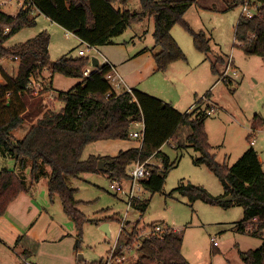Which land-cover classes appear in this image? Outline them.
<instances>
[{
  "label": "trees",
  "instance_id": "trees-1",
  "mask_svg": "<svg viewBox=\"0 0 264 264\" xmlns=\"http://www.w3.org/2000/svg\"><path fill=\"white\" fill-rule=\"evenodd\" d=\"M118 1L125 3L127 0H28L27 7L21 8L15 15L0 9V57L10 56L19 60L15 76L10 77L5 73V82L0 84L1 153L14 158L21 166L24 161H31V184L40 176L47 175L45 165L48 166V195L50 198L55 195L59 197L64 213L74 222L75 250H80L85 216L78 208L79 201L75 198L77 190L68 184V178L79 177L85 172L101 171L111 180H121L128 178L127 169L132 164L156 156L161 159L162 167L147 163L150 174L141 180V185L153 193L160 192L167 173L177 164L160 151L170 140L177 143V147L190 145L199 151L200 156L194 158V163L204 164L218 177L223 187V193L218 196L211 195L202 186L190 183H181L177 190L188 195L191 200L201 199L223 207L233 204L242 206L244 217L242 221L233 223V228L242 231L250 229L254 235H260L264 229V170L258 153L251 145L232 165L219 163L211 151L212 146L205 130L210 106H207V110L201 109V97L191 110L182 113L171 103L138 89L117 93L105 76L111 69L107 62L84 76L83 70L89 63L88 56H75L69 52L50 60L49 36L45 31L18 44H2L9 34L34 25L35 18L31 13L38 11L91 46L111 44L132 23L146 15L153 16L154 46L151 50L157 71H164L174 61L186 59L185 53L171 35V28L176 23H180L192 35L193 45L199 52L207 54L210 51L209 37L205 32H195L183 18L194 0H139L142 11L119 8L115 5ZM224 1L229 6L243 5L246 1L256 5L252 16L242 13L238 18L234 44L246 55H258L264 62V0ZM154 47L158 49L154 50ZM217 60L223 61L219 57ZM43 69H47L51 76L60 73L80 79L68 90L59 92V98L64 102V107L59 111L40 108V98L34 99L30 103L31 108H27L26 100L32 94L28 86L30 78L40 75ZM211 69L217 71L215 61H211ZM0 72L3 74L1 66ZM222 81L228 83L231 79ZM7 93L10 96L5 100ZM34 116L36 119L25 135L14 139L12 130L26 118ZM136 120H142L144 124L140 146L120 149L115 154L82 157L85 146L91 142L131 140L129 132L132 122ZM263 125L264 118L255 114L251 130L257 131ZM185 127L188 129L186 139L178 141V132ZM251 138L249 134L250 143ZM99 160L104 161L102 170L97 168ZM31 184L27 185L24 177L13 169H0V216L5 213L8 204L19 193L27 191ZM227 194L233 196L231 201L219 200ZM147 204L148 201L141 202L136 198L132 205L144 210ZM134 232L135 229L129 237H119L118 244L130 245ZM181 242L182 237L174 228L166 230L162 237L145 238L138 247L136 263L189 264L181 253ZM16 244L21 246L20 255L25 260L34 256L39 248V242L25 234L17 237ZM120 250L117 249V252ZM243 264H264V236L257 248L243 253Z\"/></svg>",
  "mask_w": 264,
  "mask_h": 264
},
{
  "label": "rangeland",
  "instance_id": "rangeland-1",
  "mask_svg": "<svg viewBox=\"0 0 264 264\" xmlns=\"http://www.w3.org/2000/svg\"><path fill=\"white\" fill-rule=\"evenodd\" d=\"M17 2L14 0L5 6L0 5V9L15 15L21 9ZM115 5L119 8L142 11L139 0H127L125 3L118 1ZM242 12L243 5L229 6L224 0L193 1L183 18L195 32L203 30L209 37L210 51L207 54L203 53L204 55L198 52L193 45L192 35L180 23L173 25L171 35L186 55V59L177 61L182 67H178L180 73L176 76L181 78H176L175 84L183 92V100L177 109L184 113L186 108L195 104L202 95L208 94L206 99L200 103V107L203 110H207L208 105L213 108L212 113L206 117L205 130L215 159L219 163L232 165L252 145L261 157L264 170V125L257 131L251 130L255 114L264 118V62L258 55H246L234 44L235 25ZM31 14L35 18V24L9 34L6 40L2 41L3 46L18 44L45 31L49 36L48 56L50 60H55L69 52L76 56L79 48L85 49L90 56L96 54L93 48L87 49L86 42L81 41L74 34L66 35L67 30L44 14L38 11H33ZM150 17L146 15L140 21L132 23L123 34L115 37L111 44L105 45L127 44L131 50L144 46L151 48L154 46L152 36L154 18ZM195 54L208 57L204 62H200V59L197 61V57L194 58ZM230 55L233 57L234 67L239 76H231V82L228 83L219 80L210 89L218 79V73L223 72ZM217 57L223 61L217 60ZM211 61L216 63V72L211 69ZM18 64L19 60L14 57H0V66L3 70V74L0 72V83L5 82L3 77L5 73L10 77L15 76ZM86 65L93 68L90 63ZM186 65L189 66L184 67ZM190 68H193L192 72L189 71ZM154 71L160 72L156 70V64ZM77 79L56 73L54 77L56 88L53 92L55 98L53 102L52 99L48 100V103L52 105L50 109L59 111L64 107L63 100L59 98V92L68 90L78 81ZM149 82L150 79L146 81L147 84ZM31 87L36 86L31 85ZM187 91L188 94H186ZM35 119V116L26 118L12 132L14 139H19L24 129ZM131 129H139V127L131 124ZM187 132L186 127L179 130L178 141H185ZM249 134L255 139V144L249 142ZM132 142L137 144L134 139L126 140L127 144ZM160 151L162 155L167 156L170 161H176L177 164L167 173L162 191L153 193L141 187L136 192L141 202L148 201L144 210L137 205L127 208V197L110 189L109 184L112 180L104 172H85L79 177H69L67 182L77 190L75 198L79 201L78 208L85 216L82 224L80 251L76 252L73 249L76 237L74 229V232H70L62 240L43 241L38 257L30 259L39 264H98L113 248L121 224L123 232L128 234L121 233L119 237L126 238L132 234L134 229L137 232L155 223H165L181 235V253L189 264H243V253L261 244L264 229L260 235H254L250 229L236 230L233 228V223L242 221L244 217L242 206L233 204L223 207L201 199L191 200L188 195L181 194L177 190L181 183L185 185L190 183L202 186L213 196L223 193L218 177L204 164L194 163V158L200 156V152L196 151L193 146L177 147V143L170 140L160 148ZM1 152L0 149V165L11 167V159H5ZM91 153H101L98 143L87 144L82 157L86 158ZM148 160L162 167L159 157L153 156ZM27 162L31 163L29 159ZM45 168L48 166L45 165ZM131 169L132 165L127 169L128 178L120 180L123 185L127 186L130 183ZM42 189L46 190L45 178L42 182L40 181L36 193L38 190L40 193ZM51 212L58 223L68 218L57 195H55ZM103 222L109 224V235H106L100 228ZM47 236L49 237L50 234ZM133 236H131L132 239ZM210 236L216 237L218 247L214 248ZM136 246L134 244L133 247L125 250L122 262L113 264H137L139 251ZM120 248V244L117 243L116 250ZM1 254L2 250H0V264H17L12 259L15 258L13 252L9 251L7 254L9 260L6 261Z\"/></svg>",
  "mask_w": 264,
  "mask_h": 264
},
{
  "label": "crops",
  "instance_id": "crops-1",
  "mask_svg": "<svg viewBox=\"0 0 264 264\" xmlns=\"http://www.w3.org/2000/svg\"><path fill=\"white\" fill-rule=\"evenodd\" d=\"M151 48H153V46ZM151 48L144 46L139 47L138 49L131 50L127 46V44H103L93 47L94 51L96 52V54L93 56L98 59V65L105 62L109 63L115 69V72L119 74V76L122 78L126 86H129L132 89L144 91L149 94H154L157 97L164 99V101L170 102L177 109L179 108V103L183 100V92L182 90H180L179 86L175 84V80L176 78H181L180 76L176 75H179L180 72L178 71V67H182V65L179 64L177 60L171 63L169 67L163 72L154 71L155 62L153 58V50H151ZM79 49H77V51ZM157 49V47H154V50ZM199 53H201V55H204L202 52ZM199 55L200 54H195L194 58L197 57V61L200 59V62H204L208 57ZM189 65H186L184 67H187ZM192 69L193 68H190L189 71L192 72ZM218 74L220 76L221 72H219ZM50 76L51 73L46 69H43L40 75L31 76L30 83L28 84V86L32 89V94H29L28 99L26 100L27 108H31L30 103L34 101L36 97L41 99L39 106L43 110L52 107V105L48 103V100L52 99L53 102L55 98L53 92L56 88L54 86V77L56 76V73H54L51 77ZM149 79L150 82L147 84L146 81ZM77 80L80 81V79ZM78 81H76L75 83H77ZM217 81L218 79L215 80V82L211 85L210 89L216 84ZM0 84H2V82ZM31 85L36 87H31ZM42 86L47 87V89L45 88L42 93H39L42 90H40ZM171 88L173 90H171ZM9 94L10 93L6 94L5 100H8ZM186 94H188V91ZM192 106L193 104L187 107L186 111H189ZM40 115L41 113L38 116ZM29 126L24 129L20 138L25 135ZM14 130H12V132ZM95 143L99 144V150L101 153L91 154L101 155L110 153L115 154L120 149H126L130 146L139 145L138 141L137 144L134 142L127 144L126 140H99L95 141ZM253 144H255V142ZM4 157L5 159H11V167L8 168L4 167V165H0V169L8 168L15 170L17 173H20L24 177L26 184L30 185L31 163L27 162L26 160L21 166L19 163L16 162L14 158L6 156ZM258 157L262 165V160L259 154ZM45 169L47 171V175L40 176L36 181L32 182L31 186L28 188L27 191L19 193L18 196H16L8 204L5 213L0 216V250H2L1 257L6 258L5 261L9 260L7 254L10 251L14 253L15 258L12 259L17 264L25 262H33L39 264L36 261H32V259L30 258L25 260L21 257V246L16 244V239L19 235L25 234L39 242V248L36 254L31 257L37 258L40 252V248L42 247L43 241L51 239L52 242H56L57 240H62L64 237H66L67 234L69 235L70 232H74L76 230L73 220L69 217L64 222H56L54 214L51 212V207H53V203L55 202V196H52V198H50L47 190L48 173L50 172V169ZM43 178L46 179V190L42 189L40 193L38 190V192L36 193V189L39 186L40 181L42 182ZM47 234H50V236L48 237ZM218 246H215L214 248ZM75 251L78 252L80 250Z\"/></svg>",
  "mask_w": 264,
  "mask_h": 264
},
{
  "label": "built area",
  "instance_id": "built-area-1",
  "mask_svg": "<svg viewBox=\"0 0 264 264\" xmlns=\"http://www.w3.org/2000/svg\"><path fill=\"white\" fill-rule=\"evenodd\" d=\"M12 1H14V0H0V5L5 6ZM17 1H18L17 4L22 9L26 8L28 5V0H21V1L17 0ZM252 8H253V10H252ZM252 8L250 5V2L246 1L243 4V12L242 13L246 16H252L255 13L256 5L252 6ZM6 31H7V29H6ZM70 34H72V32L66 31V35H70ZM86 45H87L88 50H90L94 47V46L89 45L88 43H86ZM77 55L78 56H88L89 57V63L91 64V57L92 56L87 55L85 49H79L77 51ZM96 67L93 66V68H91L90 66L87 65L83 70V75L87 76ZM105 76L110 81V83L112 84V87L114 88V90L117 91V93L132 92V88L125 85L122 78L119 76V74H117L115 72V69L112 66H111L110 71L107 72L105 74ZM231 76H238V71L234 67V60H233V57L230 55L228 57L226 64H225L223 72L221 73V75L218 78V81L231 79ZM122 86H124V87H122ZM44 88H46V87L42 86L40 89H44ZM110 94L111 93H108V95H110ZM201 98L206 99V96L202 95ZM192 108H193V106L191 107V109ZM212 111H213V108L211 107L207 110V114L212 113ZM132 124H134L136 127H139V129H131L129 132V136L132 139H136L138 141L139 146H140L141 141L143 139V135H144L143 121L142 120H136V121L132 122ZM254 142H255V139L251 138V144H253ZM147 163L156 164L154 162H150L149 160H146L145 162L137 161L134 164H132V169L130 171V175H131L130 176V183L127 186L123 185L120 182V180H112V182L109 184L110 189L114 190L115 192H117L119 194L120 193L124 194L127 197V202H126L127 208H129L133 204L134 199L138 198V196L136 195V192L139 191L142 187L141 180L148 178V176L150 174L149 169L146 165ZM169 228H173V227H171L165 223L152 224V225L148 226L147 228L142 229L141 231L135 232V234L133 236V241L130 245L120 244L121 250L119 252H117V250H116L117 243H118L117 241H118L120 234L124 230L123 226L121 224L117 239H116L114 245L112 246L113 248L111 249L110 253H108V255H106V258L104 260H102V262L99 264H113L114 262H118V263L122 262L123 258H124V252L126 249L133 247L134 244L137 245L136 247H139L141 241L145 238L156 237V236L162 237L163 233L166 230H168ZM210 240L212 241V245L214 247L219 245L215 236H210Z\"/></svg>",
  "mask_w": 264,
  "mask_h": 264
},
{
  "label": "water",
  "instance_id": "water-1",
  "mask_svg": "<svg viewBox=\"0 0 264 264\" xmlns=\"http://www.w3.org/2000/svg\"><path fill=\"white\" fill-rule=\"evenodd\" d=\"M157 18V16H155ZM91 64L92 66L96 67L98 66V59L95 57V56H92L91 57ZM104 161L102 160H99L98 161V164H97V168L99 170H102L104 169ZM233 199V196L231 194H227L221 198H219L220 201H231ZM100 228L101 230L106 234V235H109L110 234V230H109V226H108V223L107 222H103L101 225H100ZM79 257L81 258V254H79Z\"/></svg>",
  "mask_w": 264,
  "mask_h": 264
}]
</instances>
